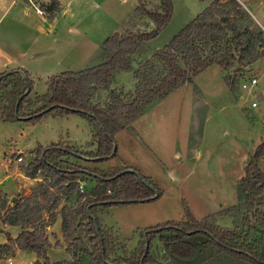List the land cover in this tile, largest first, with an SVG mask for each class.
Masks as SVG:
<instances>
[{
	"label": "rangeland",
	"instance_id": "rangeland-1",
	"mask_svg": "<svg viewBox=\"0 0 264 264\" xmlns=\"http://www.w3.org/2000/svg\"><path fill=\"white\" fill-rule=\"evenodd\" d=\"M233 1L235 4L228 0H170L168 22L156 36L144 43L143 52L129 56L130 69L118 70L106 86H92L90 89L92 102L104 106L112 95L119 96L123 101L128 100L140 78L145 79L147 88L150 87L148 82H156L161 72L160 62L152 57L153 53L197 15H202L205 20L227 17L235 31L241 34L242 40L247 35L251 38L247 49L241 51V45L233 42L234 32L227 30L217 57L223 58L224 50L231 53L233 59L229 67L211 63L192 77V83H186L152 102L129 127L114 134V156L99 162L62 157L86 167H133L140 175L149 178L159 191V196L149 201L112 204L98 210V222L112 237L110 258L128 257L145 228L166 221H184L186 210L196 220L211 215L210 223L229 229L243 227L247 206L240 201L237 180L264 136V23L260 24L251 12L253 9L249 3L252 0ZM142 2L147 10H162L161 0ZM16 3L28 7L29 16L39 19L24 0H16ZM259 3V10L253 12L263 22L264 0H259ZM136 5V0H125L121 8L125 14L131 10L132 13L119 31L142 32L153 27L146 16L134 14ZM77 35L60 31L61 42L52 44L48 35L37 37L32 45L39 49L52 48L56 57H61L64 67L69 64L82 69L97 62L95 55L99 47L86 58L90 46L80 41ZM64 67H57L51 73H45L42 68L28 73L31 82L25 99L33 101L35 96L43 95L48 77L59 74ZM249 77H255L256 84L241 89V82ZM251 102H255V106H250ZM67 141L86 148L95 147L91 127L77 113L47 112L32 121L0 119V197H5L11 204L12 196L21 198L29 194L24 183L16 180L17 177L21 179L20 176L5 177L3 158L9 159L8 167L23 172L21 165L32 159L34 153L29 151L37 145L68 144ZM16 151H20L21 161H15ZM258 165L264 172V156L258 159ZM40 180L35 178L29 185L30 190ZM16 182L20 185L17 190ZM81 182L83 191L94 184L89 178ZM260 200L264 207V193ZM72 202L73 198L69 203ZM62 204L61 201L56 212H59ZM3 228L0 220V242L5 239ZM18 229L13 226L8 231L16 235ZM45 231L52 241V245L49 244L46 249L48 260L67 259L68 254L62 248L66 246L65 241L61 238L63 244L59 245L56 241L60 233L58 224H52L51 231L48 228ZM89 237L83 235L87 245H90ZM10 245L13 247L12 243ZM199 247L201 250L192 258L179 259L165 251L163 243L155 236L151 239L152 262L148 264H247L232 260L206 242L199 244ZM9 255V264H34L37 259L32 251L5 256ZM5 256L4 259L0 258V264H8Z\"/></svg>",
	"mask_w": 264,
	"mask_h": 264
},
{
	"label": "trees",
	"instance_id": "trees-1",
	"mask_svg": "<svg viewBox=\"0 0 264 264\" xmlns=\"http://www.w3.org/2000/svg\"><path fill=\"white\" fill-rule=\"evenodd\" d=\"M136 2L133 12L148 18L153 25L150 30L112 32L101 42L95 55L96 63L49 76L46 92L35 96L33 101L25 99L31 82L26 71L16 68L0 73L1 120L32 121L47 112L77 113L87 120L95 143L94 149L89 151L61 142L34 148L32 159L21 167L25 176L41 180L28 195L15 197L11 204L0 197L1 222L19 227L14 238L5 234L7 242L0 243V258L19 249L34 252L37 258L34 264H148L152 262L151 239L157 236L164 250L179 259L192 258L201 250L199 244L206 242L232 260L264 264V207L260 200L264 193V172L258 165V159L264 156V136L237 180L240 201L247 206L243 227L229 229L210 223L211 215L196 220L186 210L184 221H166L145 228L128 257H109L113 241L98 222V210L112 204L149 201L158 197L159 191L133 167H86L62 157L99 162L114 156V134L129 127L152 102L192 83V77L211 63L229 67L233 59L231 53L224 50L223 58L217 57L227 30L234 32L233 42L241 45V51H245L251 41L250 35L242 40L227 17L205 20L202 15L194 16L153 53L152 57L161 67L156 82L149 81L151 86L147 88L145 79L140 78L128 100L112 95L106 105H99L91 100V87L106 86L116 71L129 70V56L143 52L144 43L156 36L169 20L170 0H161V12L147 10L142 0ZM228 2L235 4L233 0ZM43 8L45 15L51 18L58 10V2L49 0ZM85 178L94 184L87 191H79L77 182ZM72 198L73 202L69 203ZM61 201L60 232L69 259L50 262L46 256L49 242L45 230L54 221ZM86 234L90 236L87 239L90 245L83 240Z\"/></svg>",
	"mask_w": 264,
	"mask_h": 264
},
{
	"label": "crops",
	"instance_id": "crops-1",
	"mask_svg": "<svg viewBox=\"0 0 264 264\" xmlns=\"http://www.w3.org/2000/svg\"><path fill=\"white\" fill-rule=\"evenodd\" d=\"M56 1L58 2V10L51 18H48L45 15H39L34 11L35 14L39 16V19H34L29 16L28 7L23 6L22 3H16V0H0V73L16 68L22 69L27 73L42 68L46 71L45 73H51V71L57 67H64L62 65L61 57H56L52 48L39 49L32 45L36 43L37 37H46L48 35L51 36V43L57 44L61 42V39L59 38L60 31H64L68 34H78L77 36L80 41L88 43L90 47L86 56L87 58L97 49V47L100 46L101 42L109 34L119 31L126 19L132 13L131 10L129 14H125L121 8L125 3V0ZM249 6L253 11H258L260 8L259 0H252L249 3ZM253 11L251 10L255 19L260 24L264 23V21L262 22ZM31 33L33 37L31 36ZM62 69H64L63 71H76L81 68L76 69L74 66L68 64ZM67 143V145L73 146L79 150L84 149V151H89L94 149V147L86 148L81 145L71 144L69 141H67ZM92 143L94 142L92 141ZM33 150L34 149L30 150L29 153ZM16 152L19 153L20 151ZM2 164L6 173L5 177L9 175L20 176L21 179L17 177L16 180L23 182L26 186L27 192L30 193L31 190L29 187L31 186L29 185L35 178H29L24 175V172L16 171L12 167H8L9 159L7 157H5V159L3 158ZM19 186L20 185L16 182V190ZM3 192L7 193V191ZM55 223L58 224L60 232L59 212L55 213L54 221L46 228L51 231V225ZM3 225L5 227L3 228V233L8 234L10 238H14L16 235H11L8 230L10 227L16 225ZM50 237L47 239L49 244L52 245ZM61 238L62 236L60 232L59 237L56 238L58 245L63 244ZM5 242H7L6 236L0 243ZM62 248L65 249L64 246ZM19 252L27 251H21L19 249L14 251V253ZM5 259L9 264L11 261L10 255L5 256ZM68 259L69 255L65 260Z\"/></svg>",
	"mask_w": 264,
	"mask_h": 264
},
{
	"label": "built area",
	"instance_id": "built-area-1",
	"mask_svg": "<svg viewBox=\"0 0 264 264\" xmlns=\"http://www.w3.org/2000/svg\"><path fill=\"white\" fill-rule=\"evenodd\" d=\"M28 6H30L37 14L39 15H45V10L43 6L49 2V0H24ZM256 84L255 77H249L245 81L241 82L240 88L241 89H248L250 87H253ZM250 106H255V102H251ZM22 157L20 153L17 154L15 157V161H21ZM77 188L79 191H83V185L81 181L77 182Z\"/></svg>",
	"mask_w": 264,
	"mask_h": 264
},
{
	"label": "water",
	"instance_id": "water-1",
	"mask_svg": "<svg viewBox=\"0 0 264 264\" xmlns=\"http://www.w3.org/2000/svg\"><path fill=\"white\" fill-rule=\"evenodd\" d=\"M113 149H115V146H114V144H113ZM15 199V197L14 196H12L11 197V200H14Z\"/></svg>",
	"mask_w": 264,
	"mask_h": 264
}]
</instances>
